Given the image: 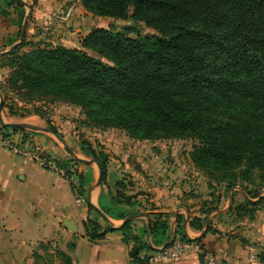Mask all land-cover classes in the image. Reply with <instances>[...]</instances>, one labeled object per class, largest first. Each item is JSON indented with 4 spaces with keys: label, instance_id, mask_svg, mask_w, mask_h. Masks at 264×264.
I'll use <instances>...</instances> for the list:
<instances>
[{
    "label": "trees",
    "instance_id": "16d2710c",
    "mask_svg": "<svg viewBox=\"0 0 264 264\" xmlns=\"http://www.w3.org/2000/svg\"><path fill=\"white\" fill-rule=\"evenodd\" d=\"M79 1L93 15L129 17L142 21L154 33L133 37L97 26L81 38L77 48L40 43L43 40L32 42L25 31L20 37L24 3L3 0L6 6L13 4L17 14L20 41L0 57L4 59L1 66L6 65L9 71L5 85L18 100H64L78 105L86 119L96 126L122 129L136 139L192 137L198 141L190 152L192 161L202 169L222 174L217 179L229 177L227 189L236 184L237 178L253 182L254 170L259 179H264V0ZM24 45L31 47L23 51ZM0 91L4 101L2 87ZM12 107L8 105L9 112L15 113ZM28 111L46 117L42 105H33ZM3 129L9 127L0 124V134L7 136L24 127H10L9 133ZM48 129L61 137L53 126ZM87 149L100 167L102 178L106 172L105 155L99 157V152L89 144ZM44 158L51 161L48 155ZM52 161L65 176L76 178L71 186L74 194L87 203L88 216L83 227L92 242L116 229L107 222L103 227L100 218L106 220V214L119 218L130 215L122 207L133 203L128 197L111 198L112 204L120 205L117 211L101 196L100 212L89 202L90 172L71 167L82 162L80 159L70 156ZM258 195L257 189H247L244 201L237 204L240 217H253L262 199L252 197ZM213 209L217 208L207 212ZM228 209L232 210L230 206ZM202 213L205 215L189 219L191 228H204L206 212ZM181 218L182 215L176 216L173 236L152 239L162 243L159 248H154L142 235L125 233L124 239L132 241V263L150 264L149 258L174 239L192 241ZM167 227L166 219L156 213L147 231L156 236L164 234ZM130 228V220L118 227L124 231ZM208 230L207 225L205 231ZM54 252L60 264H73L62 250L55 248ZM203 254L204 246L200 244V262ZM257 257L264 263V249Z\"/></svg>",
    "mask_w": 264,
    "mask_h": 264
},
{
    "label": "crops",
    "instance_id": "0c3cea01",
    "mask_svg": "<svg viewBox=\"0 0 264 264\" xmlns=\"http://www.w3.org/2000/svg\"><path fill=\"white\" fill-rule=\"evenodd\" d=\"M21 1L25 8L27 39L53 42L59 37V41L69 47L74 42L71 40L73 34L84 36L93 27H97H91L92 23L87 27L90 18L96 19L97 16L87 11L79 0H73L72 3L69 0ZM13 6H6L0 0V49L20 41V37H17V14ZM2 10H7L8 13L3 14ZM59 21L68 29H59L56 25ZM0 102V124L21 122L27 125L23 126V130L13 132L10 126L9 129H3L6 133L12 132L9 135L22 146L38 147L42 151V158L48 155L51 163L52 159H66L73 154L82 161L79 171L86 168L92 171L88 198L91 204L98 207L105 186L101 181L96 183V161L89 157L76 156L62 135L57 136L43 126L39 115L32 112L10 113L1 91ZM62 171L56 167L47 168L42 160L24 157L0 146V264H47L44 263L45 257L51 256L49 252H54L49 249L51 245H57L58 249L68 254L73 264H133L129 256L132 241L124 239V234L142 235L154 248H159L162 243L152 242V239L160 237L163 240L173 236L178 214L183 216L181 224L192 241L184 243L186 248L181 257L158 260L150 264H205V251L209 252L205 240L208 238L216 239V251H223L221 255L209 252L214 256V264H247L250 261V264H264L259 262L257 253L252 259H248L243 249L236 247L228 237L217 236L214 229L210 228L211 216L229 211L232 193H229L227 208L225 204L206 216L205 226L208 225L210 230L205 231V226L202 230H195L189 226V219L195 215L204 216L205 213L196 205L192 194H185L187 189L183 185L170 184L167 188L160 189L154 187L147 197L148 203H144V200L142 202L145 208L139 205L140 200H132V204L122 206L130 213L126 216V221L130 220L131 228L125 231L118 227L125 222L126 217L106 214V220L99 219L100 224L104 227L107 222L116 229L107 231L103 238L92 242L85 235L83 227L88 216L87 203L83 197H77L73 192L71 182L75 183L76 178L67 177ZM149 178L150 176L145 179ZM188 183L189 190L193 189V184ZM242 195L245 197V193L242 192ZM156 213L166 219L168 227L164 234L152 236L147 230L150 219ZM70 244L73 246L70 247ZM200 244L204 246L202 262L198 257L199 247H196Z\"/></svg>",
    "mask_w": 264,
    "mask_h": 264
},
{
    "label": "rangeland",
    "instance_id": "374dc122",
    "mask_svg": "<svg viewBox=\"0 0 264 264\" xmlns=\"http://www.w3.org/2000/svg\"><path fill=\"white\" fill-rule=\"evenodd\" d=\"M72 1L69 0L70 3ZM90 20L87 27L92 23L91 27L95 25L110 27L133 37L154 33V30L147 27L142 21H135L129 17L120 19L97 16L96 19L90 18ZM60 22L56 23L59 29H68L66 25L63 26ZM24 31H26V25ZM72 36L71 40L74 42L70 43L69 47H79L83 35L73 34ZM28 40L37 42L33 39ZM44 42H49L52 45L62 44L59 37L58 40L53 42L43 40L40 43ZM11 46L0 49L2 51L0 54L10 50ZM30 47V45H24L22 50H29ZM3 62L4 59L0 57V87L4 90V102L7 106L11 104L15 113L24 114L32 112L28 110L33 105H42V110L46 111V117H41L43 126L47 129L48 126H53L63 136L67 144L71 146L76 156H85L92 160V155L87 149L88 144L99 152V157L105 155L106 172L100 179L105 186L101 200L111 204L115 211L120 206L112 204L111 198L115 195H120L124 199L128 197L131 200H140L139 205L145 208L142 202L144 200V203H148L149 199L147 197L152 193L154 187L160 189L175 184L176 186L183 185L187 189L185 194H192L193 199L196 200V205L203 212H206L207 216L208 213L214 210L207 212L209 208L214 206L221 208L227 204L229 193H232L229 199L232 210L226 211L225 209V213L220 212L211 216L210 228L214 229V234L217 236H226L236 247L243 249L248 259H252L255 253L264 249V179L258 178L257 170L253 171V182L250 183L237 178L236 184L227 189L226 186L231 180L229 177L217 179L216 177L222 174L202 169L192 161L190 152L198 142L196 139L175 136L161 139H136L130 137L122 129L96 126L86 119L85 114L78 105L64 100H51L49 97H42L41 100L35 98L32 102L18 100L14 92L5 85V77L9 71L6 65L1 66ZM36 148L42 156V151L38 147ZM71 155L73 156V154ZM80 164L81 162L73 163L71 167L73 170L79 171ZM88 171L92 180V171L88 168L81 169V172ZM149 176V179H145ZM118 182H121V185H117ZM188 182L193 184V189L189 190L190 184ZM249 188L258 190L259 195L258 197H252L253 200L259 197L262 200L260 205L254 209L253 217L249 218L248 214L240 217L237 204L244 201L245 197H243L242 192L243 194L246 193ZM240 189L242 192H240ZM117 191L121 193L119 194ZM227 207L228 204L225 208ZM205 243L209 252L217 255L222 254V250L216 251L218 249L216 239L208 238ZM54 247L57 248V245H51L49 249L55 250ZM196 247H199V245ZM39 250L41 249L39 248ZM209 252L205 251L206 254H209ZM49 255L51 256L45 257L44 263L60 264L61 260L55 252H49ZM210 255L213 256L211 253ZM250 262H247V264H250Z\"/></svg>",
    "mask_w": 264,
    "mask_h": 264
},
{
    "label": "built area",
    "instance_id": "2783aa9c",
    "mask_svg": "<svg viewBox=\"0 0 264 264\" xmlns=\"http://www.w3.org/2000/svg\"><path fill=\"white\" fill-rule=\"evenodd\" d=\"M0 146L7 148L21 156L32 158L34 160H42L43 165L47 168L54 167V164H52L50 161H46L45 158H42L40 151L36 147L31 145L22 146L20 142L15 140V138L11 135L3 136L0 134ZM185 248L186 245L183 242L179 241L178 239H174L169 246L163 247L154 253L149 258V262L151 263L163 259H177L183 255ZM204 262L205 264H214L213 256L210 254H205Z\"/></svg>",
    "mask_w": 264,
    "mask_h": 264
},
{
    "label": "water",
    "instance_id": "95a60500",
    "mask_svg": "<svg viewBox=\"0 0 264 264\" xmlns=\"http://www.w3.org/2000/svg\"><path fill=\"white\" fill-rule=\"evenodd\" d=\"M25 25H26V19H24V21H23V25H22V33H21L20 37H22V34H23V31H24ZM17 43H19V41H18V42H15V43L11 46L10 49H12ZM1 108H2V102H0V109H1ZM3 124H4V125H7V126H10V127H23V126H24V123H21V122H3ZM101 175H102V172H101L100 167L98 166V178H97V182H96L97 184L100 183ZM95 207L98 209L97 206H95ZM98 210H99V209H98ZM99 212H100V210H99ZM127 219H128V217H126V218L124 219V221H126Z\"/></svg>",
    "mask_w": 264,
    "mask_h": 264
}]
</instances>
